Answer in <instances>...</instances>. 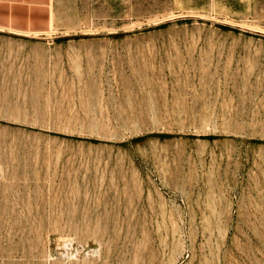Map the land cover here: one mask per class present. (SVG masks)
Instances as JSON below:
<instances>
[{
    "label": "rangeland",
    "instance_id": "rangeland-1",
    "mask_svg": "<svg viewBox=\"0 0 264 264\" xmlns=\"http://www.w3.org/2000/svg\"><path fill=\"white\" fill-rule=\"evenodd\" d=\"M0 264H264V0L0 28Z\"/></svg>",
    "mask_w": 264,
    "mask_h": 264
},
{
    "label": "crops",
    "instance_id": "crops-1",
    "mask_svg": "<svg viewBox=\"0 0 264 264\" xmlns=\"http://www.w3.org/2000/svg\"><path fill=\"white\" fill-rule=\"evenodd\" d=\"M57 0H0V28L45 33L52 28Z\"/></svg>",
    "mask_w": 264,
    "mask_h": 264
}]
</instances>
